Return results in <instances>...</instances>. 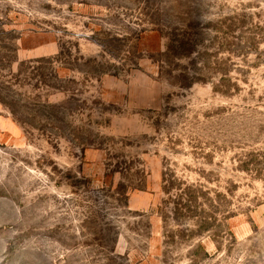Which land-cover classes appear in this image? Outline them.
<instances>
[{"label":"rangeland","instance_id":"374dc122","mask_svg":"<svg viewBox=\"0 0 264 264\" xmlns=\"http://www.w3.org/2000/svg\"><path fill=\"white\" fill-rule=\"evenodd\" d=\"M0 264H264V0H0Z\"/></svg>","mask_w":264,"mask_h":264}]
</instances>
